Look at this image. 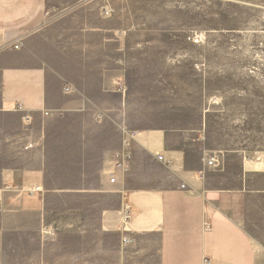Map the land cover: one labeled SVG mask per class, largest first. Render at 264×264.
Returning a JSON list of instances; mask_svg holds the SVG:
<instances>
[{
	"label": "crops",
	"instance_id": "0c3cea01",
	"mask_svg": "<svg viewBox=\"0 0 264 264\" xmlns=\"http://www.w3.org/2000/svg\"><path fill=\"white\" fill-rule=\"evenodd\" d=\"M104 3L0 0V264H264L229 212L262 216L264 188L246 161L235 186L210 184L222 168L205 165L199 130L182 126L187 100L131 61ZM122 148L130 160L110 182Z\"/></svg>",
	"mask_w": 264,
	"mask_h": 264
},
{
	"label": "rangeland",
	"instance_id": "374dc122",
	"mask_svg": "<svg viewBox=\"0 0 264 264\" xmlns=\"http://www.w3.org/2000/svg\"><path fill=\"white\" fill-rule=\"evenodd\" d=\"M102 9L121 29L125 52L135 49L131 61L187 100L182 126L199 130L201 157L215 154L222 168L208 173L210 184L235 186L246 161L252 188H264V0H105ZM189 164L196 182L197 160ZM244 211L229 209L264 256V205L262 216Z\"/></svg>",
	"mask_w": 264,
	"mask_h": 264
},
{
	"label": "built area",
	"instance_id": "2783aa9c",
	"mask_svg": "<svg viewBox=\"0 0 264 264\" xmlns=\"http://www.w3.org/2000/svg\"><path fill=\"white\" fill-rule=\"evenodd\" d=\"M104 13L107 14L106 9H104ZM197 41H198V38L194 37L193 42H197ZM14 47H18V45H14ZM17 109L18 111L22 113V122L25 125L30 124L32 121L31 114L23 108L21 103L17 104ZM137 134L138 133L136 131H130L127 133V136L129 139L135 140ZM124 145L125 146L129 145V141L127 138L124 139ZM130 157H131V152L125 148H122L113 153L112 159L114 160V169L109 171V181L110 182H114L117 170H124L127 167ZM217 158L218 157L215 154L207 157L205 160V165L208 167H214V168L218 167L219 163H218ZM157 159L162 160L163 155L157 154ZM202 172L203 170L200 171V174H202ZM38 189H39V186L34 185L33 190H38ZM120 216H121L122 224L124 228H126L128 220H129V216H130V204L128 201H125L122 203L120 207ZM204 264H208V262L205 260Z\"/></svg>",
	"mask_w": 264,
	"mask_h": 264
}]
</instances>
